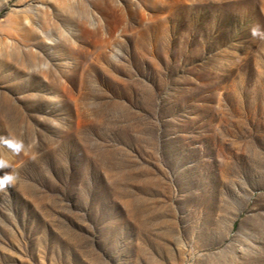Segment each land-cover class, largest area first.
I'll return each instance as SVG.
<instances>
[{
  "label": "rangeland",
  "instance_id": "1",
  "mask_svg": "<svg viewBox=\"0 0 264 264\" xmlns=\"http://www.w3.org/2000/svg\"><path fill=\"white\" fill-rule=\"evenodd\" d=\"M0 181V264H264V0H0Z\"/></svg>",
  "mask_w": 264,
  "mask_h": 264
},
{
  "label": "clouds",
  "instance_id": "2",
  "mask_svg": "<svg viewBox=\"0 0 264 264\" xmlns=\"http://www.w3.org/2000/svg\"><path fill=\"white\" fill-rule=\"evenodd\" d=\"M251 34L253 37H256L258 35V31L256 29H253ZM2 185H3V181H0V186Z\"/></svg>",
  "mask_w": 264,
  "mask_h": 264
}]
</instances>
